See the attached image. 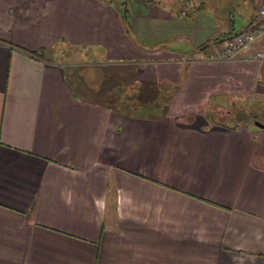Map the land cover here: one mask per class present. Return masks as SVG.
<instances>
[{"label":"crops","instance_id":"obj_1","mask_svg":"<svg viewBox=\"0 0 264 264\" xmlns=\"http://www.w3.org/2000/svg\"><path fill=\"white\" fill-rule=\"evenodd\" d=\"M123 1L0 0V264H264V0Z\"/></svg>","mask_w":264,"mask_h":264},{"label":"built area","instance_id":"obj_2","mask_svg":"<svg viewBox=\"0 0 264 264\" xmlns=\"http://www.w3.org/2000/svg\"><path fill=\"white\" fill-rule=\"evenodd\" d=\"M264 32V4L256 8V17L251 20L244 29L225 38L215 45V49L209 53V59H229L245 49L258 35ZM255 59L261 60L264 55L260 51L253 53Z\"/></svg>","mask_w":264,"mask_h":264},{"label":"rangeland","instance_id":"obj_3","mask_svg":"<svg viewBox=\"0 0 264 264\" xmlns=\"http://www.w3.org/2000/svg\"><path fill=\"white\" fill-rule=\"evenodd\" d=\"M107 1H110V2H114L115 4H118L120 1H123V0H107ZM220 2H223V0H219ZM237 2H239V0H227V1H225V4L227 5V7H228V9H230V8H232L231 6H237V7H239V9L240 8H242L243 6L240 4V3H237ZM126 7H128L127 5H125ZM127 9V8H126ZM231 10V9H230ZM189 11V8H187L185 11H183V13L185 12V13H187ZM237 14V13H236ZM132 27V26H131ZM133 29V28H132ZM134 30H135V28H134ZM136 31V30H135ZM134 32V31H133ZM134 37H136V39L137 40H139L140 41V43L141 44H144L145 42H146V44L148 43V41H146V40H143L144 41V43L135 35V33H134ZM177 36H172V37H168V38H163L164 40H165V42L166 43H168V44H170V45H174L175 44V38H176ZM164 40H157V41H164ZM157 41H155V42H157ZM147 46H150L151 47V43L149 42V44L147 45ZM74 51H69V53L72 55V54H74V55H77L78 54V51H76L75 49H73ZM121 108L123 109V110H127L126 108H124V107H122L121 106ZM134 110V109H133ZM248 112H246V114H245V116H246V119L249 121V119H252V117H251V115L249 114L248 116Z\"/></svg>","mask_w":264,"mask_h":264},{"label":"trees","instance_id":"obj_4","mask_svg":"<svg viewBox=\"0 0 264 264\" xmlns=\"http://www.w3.org/2000/svg\"><path fill=\"white\" fill-rule=\"evenodd\" d=\"M116 5L119 8L118 10L120 11L121 20L123 22V26H124V29H125L126 34H128L129 36H131L133 38V40L135 41V43L141 44L140 41L137 40L136 37L133 36L134 32H133V29L131 27V24H130V22L128 20V14H127V9H126V6H125V2L124 1H120Z\"/></svg>","mask_w":264,"mask_h":264},{"label":"water","instance_id":"obj_5","mask_svg":"<svg viewBox=\"0 0 264 264\" xmlns=\"http://www.w3.org/2000/svg\"><path fill=\"white\" fill-rule=\"evenodd\" d=\"M253 124H254L256 127L263 128V129H264V123H262V122H259V121H257V120H254V121H253Z\"/></svg>","mask_w":264,"mask_h":264}]
</instances>
